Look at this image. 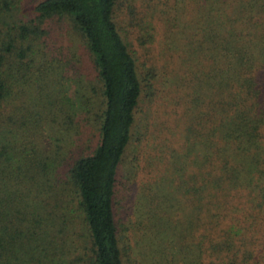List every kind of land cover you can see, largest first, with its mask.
<instances>
[{"label":"trees","instance_id":"obj_1","mask_svg":"<svg viewBox=\"0 0 264 264\" xmlns=\"http://www.w3.org/2000/svg\"><path fill=\"white\" fill-rule=\"evenodd\" d=\"M114 2H34L80 34L99 92L0 111V264H264V0H191L192 38L161 62L130 49ZM3 59L0 108L20 94Z\"/></svg>","mask_w":264,"mask_h":264},{"label":"rangeland","instance_id":"obj_2","mask_svg":"<svg viewBox=\"0 0 264 264\" xmlns=\"http://www.w3.org/2000/svg\"><path fill=\"white\" fill-rule=\"evenodd\" d=\"M170 1L115 0L113 20L119 33L136 55L152 54L161 62V58H165V54L169 52L183 53L182 47L192 38L196 26L193 20V5L186 6L191 0H176L175 3ZM34 2L35 0H13L9 2L12 6L9 11L0 9V52L3 54V66L7 72L5 78L8 80V87L18 89L20 93L14 101L10 98L4 100L0 108L3 117L12 116V113L14 117H19V111H23L24 105L32 102L50 106L57 102V106L62 105L64 111L68 110L70 101L80 100L79 92L78 96L71 95L74 89L84 91L88 100L97 102L95 93L99 92V82L92 65L84 60L86 49L80 34L65 16L54 14L39 22L35 18ZM151 7L154 9L153 13L149 12ZM168 21L173 22L168 26ZM145 22L151 24L153 36L151 40L141 43L143 32L149 28ZM18 24L30 27L36 25L38 36L34 40L19 39L14 28ZM11 36L15 47L6 51L5 41ZM26 45H30V49L25 51L23 57H19V48H26ZM166 45H171L170 50L165 48ZM67 58L72 60L71 62L74 61V67L68 64L70 72H65L66 77H62L64 69L53 66L58 59ZM19 61V67L15 66ZM91 88L95 90L92 91ZM88 129V126H85L83 136ZM92 129L93 127H90V131Z\"/></svg>","mask_w":264,"mask_h":264}]
</instances>
